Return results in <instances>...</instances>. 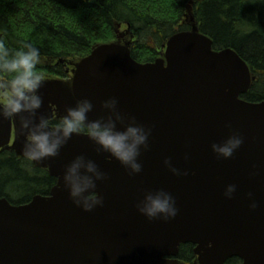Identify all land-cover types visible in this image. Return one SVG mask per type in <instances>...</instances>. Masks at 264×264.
<instances>
[{"label":"water","instance_id":"obj_1","mask_svg":"<svg viewBox=\"0 0 264 264\" xmlns=\"http://www.w3.org/2000/svg\"><path fill=\"white\" fill-rule=\"evenodd\" d=\"M191 22L154 62L139 63L131 43L113 42L97 45L75 66L58 104L65 109L87 97L95 105L89 118L96 119L102 102L116 97L123 113L152 128L150 150L140 158L143 171L130 176L118 161L98 154L86 133L74 135L60 156L38 165L57 179L48 196L24 205L0 198V264H181L186 244L195 246L197 264L232 258L264 264V101L242 99L253 84L250 67L232 49L214 50L193 13ZM128 34L117 33L118 39ZM232 130L243 135V145L232 158L217 159L212 143ZM22 146L18 118L0 119V152L24 157ZM80 154L108 175L97 182L104 204L92 212L76 207L61 187L65 166ZM168 157L188 175L173 174L164 164ZM228 184L237 185L232 199L224 197ZM161 187L180 211L169 222L149 221L136 203L146 189Z\"/></svg>","mask_w":264,"mask_h":264},{"label":"trees","instance_id":"obj_2","mask_svg":"<svg viewBox=\"0 0 264 264\" xmlns=\"http://www.w3.org/2000/svg\"><path fill=\"white\" fill-rule=\"evenodd\" d=\"M189 6L214 50L232 49L250 67L254 80L242 99L263 102L264 4L257 0H0V41L10 51L32 43L44 58L38 68L45 78L63 79L68 63L86 58L99 44L112 43L117 25L133 37L132 57L139 63L154 62L171 36L190 30L183 22ZM56 182L15 152L0 153V198L11 204L47 196ZM178 259L195 264L194 246L181 245ZM226 264L242 261L232 258Z\"/></svg>","mask_w":264,"mask_h":264},{"label":"clouds","instance_id":"obj_3","mask_svg":"<svg viewBox=\"0 0 264 264\" xmlns=\"http://www.w3.org/2000/svg\"><path fill=\"white\" fill-rule=\"evenodd\" d=\"M264 4V0H257ZM43 56L32 43H23L18 49L10 51L0 41V119L11 120L19 117L20 127L26 139L22 154L28 161L50 160L60 156L61 150L74 135L86 133L96 146L98 154H106L107 159H115L130 176L140 174L143 164L142 153L150 150L149 138L152 128L137 121L135 116L123 113L119 101L111 97L102 102V114L90 119L95 109L93 101L87 97L77 98L74 106L66 105L64 114L53 122L44 106L40 93L45 83V75L38 66ZM231 129V124L226 125ZM244 143L243 135L236 130L224 140L212 143L211 149L217 159H230ZM186 154L185 159H188ZM164 164L175 175H188L187 171L175 167L171 157ZM257 173H252L256 175ZM108 179L95 160L85 154L77 155L65 166L62 174V188L68 192L74 205L85 212H92L104 204L97 191V182ZM237 190L236 184H228L224 197L232 199ZM252 201L249 207L256 210L259 203L254 194L248 193ZM137 211L149 221L174 220L178 213L177 200L167 189H146L136 203Z\"/></svg>","mask_w":264,"mask_h":264},{"label":"rangeland","instance_id":"obj_4","mask_svg":"<svg viewBox=\"0 0 264 264\" xmlns=\"http://www.w3.org/2000/svg\"><path fill=\"white\" fill-rule=\"evenodd\" d=\"M192 13L194 14V8H188L187 7L186 13L184 16V20H183V22H185V24L190 26V29H192V26H193V23L191 22ZM119 29H120L119 31L123 32V31H125L126 27L122 26ZM132 40H133V37L128 36L127 38L121 39V40L116 38L113 42H120L123 44H125V43H131L132 44ZM162 55H163V49L161 48L160 53H159V57H161ZM78 63H79V61L78 62H71V63H68V66L67 65L65 66L67 77H65L63 79L62 78L61 79L55 78L52 76L45 78L44 86L40 90V93L44 98V106L41 109V111L43 112L44 110H46L47 114L50 116V118L52 120H54V118H58V117L60 118L64 114L63 111L65 109H64L63 105L58 104L57 98L61 97V94L59 92H65L64 94H62L63 96H65L67 93V90L71 87L72 79L74 77V69ZM60 107H62V109ZM17 118L19 120V117H17ZM25 139H26V135H25L24 130L22 129L23 144L25 142ZM20 150H22V148H20ZM41 162L42 161H36L33 163L35 164V166H38L39 164L40 165L42 164ZM195 264H197V262H195Z\"/></svg>","mask_w":264,"mask_h":264},{"label":"flooded vegetation","instance_id":"obj_5","mask_svg":"<svg viewBox=\"0 0 264 264\" xmlns=\"http://www.w3.org/2000/svg\"><path fill=\"white\" fill-rule=\"evenodd\" d=\"M53 122H57L58 120L57 119H55V120H52ZM57 183V182H56Z\"/></svg>","mask_w":264,"mask_h":264}]
</instances>
